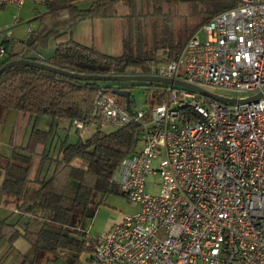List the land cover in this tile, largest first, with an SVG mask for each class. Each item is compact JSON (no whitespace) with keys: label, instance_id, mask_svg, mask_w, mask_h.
<instances>
[{"label":"built area","instance_id":"obj_1","mask_svg":"<svg viewBox=\"0 0 264 264\" xmlns=\"http://www.w3.org/2000/svg\"><path fill=\"white\" fill-rule=\"evenodd\" d=\"M224 1L226 10L201 25L176 59L152 63L149 75L264 93V0ZM24 2L0 0V7ZM5 54L1 47L0 60ZM162 88L163 102L149 118L129 113L103 89L95 100L93 117L104 127L141 128L136 151L112 177L140 209L94 239L92 263L264 264V96L230 104ZM71 123L81 132L95 126ZM150 176L161 180L156 195L148 191Z\"/></svg>","mask_w":264,"mask_h":264},{"label":"trees","instance_id":"obj_2","mask_svg":"<svg viewBox=\"0 0 264 264\" xmlns=\"http://www.w3.org/2000/svg\"><path fill=\"white\" fill-rule=\"evenodd\" d=\"M111 1L113 0H97L90 3V9H81L78 0H58L48 3V7L57 9L53 12L56 22H62V25L73 30L80 21L103 17ZM191 2L180 0L178 4L181 11L183 8L193 13H198L203 6L207 15L200 26L229 7L224 0ZM129 26L132 30L125 27L122 54L119 57L105 55L94 47L70 42L60 44L55 56L48 60L28 55L34 51L33 46H29V51L25 53L6 54L8 58L0 60V68L10 61L26 59L82 75L116 76L130 72L149 75L152 63H159L164 58L165 61L176 59L187 40L175 44L169 39L168 42L157 43L148 49L144 40L139 38L137 25ZM14 43L19 44L11 41L10 46L4 47V42L0 48L4 47L8 53L7 50L14 47ZM150 85L149 90L154 87V84ZM101 89L114 95L113 89L102 83L76 81L36 68L14 67L0 76V129L11 111L21 116L46 117L52 121L82 120L96 127L95 133L86 140L79 139L76 143L63 141L55 160L48 151L50 132L38 129L32 132L27 147L23 148L15 142L13 156L10 159L0 157V169L5 171L3 192L14 197L17 204L21 202L23 206H27V211L38 209L52 214L51 221L42 225L38 232L26 231L24 234L36 257L59 250H70L76 254L72 264H78L79 254L89 252L93 256L95 241L86 232L75 227L76 216L96 203L97 195H123L112 182V177L120 162L136 151L141 128L138 124H133L106 132L102 121L93 117L94 103ZM157 93V100L161 103L164 92L158 90ZM117 99L126 107L124 98L117 96ZM130 105L132 108V101ZM21 128H17V134ZM76 159L84 161L86 168L74 167L72 163ZM49 161H54V169L52 175L46 178ZM2 230L16 229L1 223L0 243L5 238Z\"/></svg>","mask_w":264,"mask_h":264},{"label":"rangeland","instance_id":"obj_3","mask_svg":"<svg viewBox=\"0 0 264 264\" xmlns=\"http://www.w3.org/2000/svg\"><path fill=\"white\" fill-rule=\"evenodd\" d=\"M191 2L192 0H186ZM180 0H113L108 4L107 12L103 17L96 19H87L78 24L75 32L73 33L74 41L79 42L84 46H90L98 49L105 55L112 57H119L122 54L123 47V34L125 27L128 30H132L129 24H136L138 28L139 38H142L145 43V47L151 49L155 44L168 42L171 39L175 44L188 40L200 27L202 21L206 18L207 13L203 6L200 7L198 13L191 11H185L178 4ZM192 2L189 4L191 5ZM81 9H90V3H82L79 6ZM40 13L45 11V7L41 4H36L33 0H27L24 8L19 10L15 6L0 7V42L5 41L6 46L11 45V41H26L29 37L27 34V28L37 30L36 22L32 21L36 17V10ZM18 17V20L16 18ZM18 22V23H17ZM35 28V29H34ZM37 32H34L33 37ZM12 35V36H11ZM201 39L204 40V35L200 34ZM8 37V38H7ZM189 37V38H188ZM10 40V42L8 41ZM186 40V41H187ZM17 43V42H16ZM186 43V42H185ZM15 44V43H14ZM15 47H10V50H14ZM46 50L45 47H41ZM164 58L160 62H164ZM159 62V63H160ZM102 85L114 89H127L131 92L132 109L134 112H145L147 118L152 114V109L159 104L157 100V91H162L163 86L154 84L151 90L148 87L151 85L146 82H124V83H111L102 82ZM149 87V88H150ZM205 90L227 98H239L247 99L253 96V94L238 91V90H226L216 88L213 86L205 87ZM164 99V97H163ZM163 102V100H162ZM16 119V112L11 111L9 119L7 120L5 127L0 131V154L3 156L11 155L13 148L10 145V137L12 128ZM38 127L42 129H49L51 126V120L44 117L39 119ZM35 118L32 119L29 132L33 128ZM63 125V124H62ZM114 127H104L106 132L113 131ZM58 134L52 137V144L54 147L50 150L51 158L57 159L60 146L66 139V131H58ZM95 133L94 127L91 130L79 131V134L83 138H89ZM76 135L71 133L69 138L70 143H76ZM72 165L76 168H86L87 164L76 159ZM54 169V161H49L47 165L46 178L52 175ZM3 180V173L0 170V224L14 225L18 224L21 220V216L13 211L14 202L13 199L3 195L1 192V184ZM161 180L158 176H150L148 178V191L154 195L158 194ZM154 184H157L154 186ZM10 200L12 206L6 207L4 197ZM9 198V199H8ZM96 203L91 204L88 209L83 213H79L76 216L74 225L76 228L86 232L89 238L96 239L99 235H102L108 231L113 225L121 223L125 216L134 215L140 209L138 204L129 201L125 196L118 193H110L103 197V195H97L95 198ZM100 204V205H99ZM26 216V215H25ZM52 214L50 212L38 211L36 214H32L30 222L34 223L30 230H39L42 225L47 223V219L50 220ZM29 219V218H28ZM26 246L28 244L22 241ZM5 246V247H4ZM12 250L9 245L0 246V263L1 264H20L24 257H19L24 254V251L18 252L12 250V253L7 255V252ZM33 252V254L31 253ZM34 250L28 252L25 255L28 260L33 262ZM76 254L70 250H59L54 253H45V259L41 255L39 259L35 261L36 264H72ZM78 264H95L92 263V256L89 252H83L78 255ZM5 257V258H4ZM37 258V257H35ZM31 262H29L30 264Z\"/></svg>","mask_w":264,"mask_h":264},{"label":"crops","instance_id":"obj_4","mask_svg":"<svg viewBox=\"0 0 264 264\" xmlns=\"http://www.w3.org/2000/svg\"><path fill=\"white\" fill-rule=\"evenodd\" d=\"M26 1L27 0H25L22 7H20V8L18 7L19 10H22L24 8ZM33 1L35 2V0H33ZM36 4H38V3H36ZM80 4H82V3H80ZM41 5L45 7V11L43 13H40V11L37 9L36 10V13H37L36 17H34V19L32 20V21L36 22L35 24L37 25V27H36L37 30L35 31L31 28H27V34L29 33V37L27 38V40L26 41H16L19 44H16V48L13 51L8 49L7 50L8 53H6L7 55H9V54L10 55H16V54L28 52L29 46H33L32 48H34V51L29 52L28 55H33L34 57L40 58L41 60H48V59H51L55 56L56 48L60 44H66V43H70V42H75V43L80 44L79 42L74 41L73 33L75 32L78 24H80L84 20L80 21L74 27V29L71 30L70 27H65L64 25H62V22L59 24L58 22H56L54 20L53 12L57 9H53V8L48 7V3L47 4H41ZM18 17L19 16H17L16 20H18ZM34 32H37L35 37H33V35H32ZM4 40H2L0 42V45L3 44L5 41H7V40H5V41ZM5 46L6 45H4V47ZM41 47H45L46 50L43 51V49ZM6 54L1 61H4L8 58V56ZM9 115H10V113L7 114L3 124L1 126V129H3L5 127V124H6L7 120L9 119ZM33 118H35V117L21 116L16 112V119H15L14 126L12 128V133H11V137H10V145L13 148V151H12L11 155H9V156H3L0 154V157H3L4 159H10L14 154L13 143H15V142L17 145H20V146L22 145L23 148L27 147L28 141L30 140V137L32 136V132L34 131V129L50 132L51 138H50V142H48V143H50L48 145L49 153H50V150H52V148L54 147V144H52V140H51L52 137H54L55 134L56 135L58 134V137L60 136L58 131H66L65 133H67V134H66L65 141H67L68 143H70L69 138L71 136V133L76 135V139L78 137V140L79 139H82V140L88 139L87 137L83 138L80 136L79 131L76 130L75 127L72 125V123H71L72 120H66V119H62L59 121H52L51 119L44 117L48 120H51L52 123H51V126L49 129H42V128L38 127V123L40 121L39 119L42 117L35 118L33 128L29 132V126H30V123H31ZM19 127H22L21 129H23V130L20 129L21 130L20 131L18 129V134H17L16 133L17 128H19ZM1 129H0V131H1ZM60 138H61V136H60ZM13 139L14 140L16 139V141H13ZM0 170L3 173L1 192L3 193V195L13 199L14 207L12 209L14 212L19 214V216H21V220H19L18 224L11 225L16 230H2V234L5 238L0 243V246L2 244L3 245H9L10 248H12V250H15V251L19 250L18 252H21V253L24 251V254L19 256V257H24L23 261L20 264H29V262H31L30 264H36L35 261H37L39 259L38 257H40V256H38L37 258H35L36 256H34L33 262L28 260L27 258H25L26 256H29L31 253L33 254V252H31L29 255H25L28 252L32 251L33 248L31 246L30 242L24 237V234L26 231L27 232H38L39 231V230L33 231V230L29 229L34 224V223H31L29 221L31 218V215L36 214L39 210L34 209L31 211V209H30V211H27L26 210L27 206H23L21 202L17 204L14 197L9 196L5 192H3L2 188H3L4 178H5V171L3 169H0ZM5 196H3L4 197L3 203H5L6 207H8L10 205L12 206L13 202H11L10 200H7V198H5ZM50 221L51 220L47 219V222H50ZM22 241L26 242L28 244V246H26V244H24ZM12 250H9L7 252V255L12 253ZM35 254L36 253H34V255ZM42 256H43V258H45V254H43ZM46 259H50V258L47 257L45 259H42V261L46 260Z\"/></svg>","mask_w":264,"mask_h":264},{"label":"water","instance_id":"obj_5","mask_svg":"<svg viewBox=\"0 0 264 264\" xmlns=\"http://www.w3.org/2000/svg\"><path fill=\"white\" fill-rule=\"evenodd\" d=\"M18 67V68H23V67H30V68H36L40 69L43 71L51 72L56 75L73 79L76 81H83V82H111V83H124V82H131V81H136V82H146L149 84H159L162 86H177L181 88H185L191 91H194L200 95H202L205 98L208 99H213L217 101H221L224 103H230V104H235V103H244V102H251L258 100L264 96V93H259L258 95L246 99V100H237L236 98H227L223 96H219L216 94H213L203 88L192 86L190 84L178 81V80H173V79H165L161 77H155V76H150V75H140V74H126V75H109V76H100V75H82V74H76V73H71L63 69H59L50 65H46L44 63L38 62V61H31V60H26V59H20V60H13L10 61L6 64H4L0 68V76L10 70L11 68ZM114 95L124 98L126 100V108L129 113L133 112V109L131 108L130 105V98H131V92L127 89H114L113 90Z\"/></svg>","mask_w":264,"mask_h":264}]
</instances>
